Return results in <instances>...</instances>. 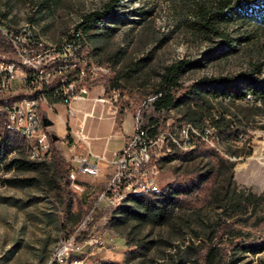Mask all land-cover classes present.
<instances>
[{"label":"rangeland","instance_id":"obj_1","mask_svg":"<svg viewBox=\"0 0 264 264\" xmlns=\"http://www.w3.org/2000/svg\"><path fill=\"white\" fill-rule=\"evenodd\" d=\"M111 1L0 0V18L28 24L45 45L56 46L85 14ZM201 3L119 0L114 15L85 37L81 54L92 76L89 89L99 87L125 112H138L143 124L154 118L167 134L189 132L154 173L160 189L181 192L169 219L157 225L118 218L113 211L120 205L98 203L78 238L84 245L62 264H264V89L255 94L248 88L251 75L264 81V0L243 3L233 24L222 19L220 30L230 43L199 27ZM178 61L191 62L180 76L179 93L204 78L232 82L231 90L156 112L154 92L165 68ZM67 142L55 141L51 151L71 156L72 140ZM8 175L0 173V181ZM37 175L41 181L32 187L0 182V264H58V246L85 217L82 205L97 202L106 186L96 177L83 183L81 193L70 189L75 202L64 213L57 174ZM94 236L97 242L90 241Z\"/></svg>","mask_w":264,"mask_h":264},{"label":"built area","instance_id":"obj_2","mask_svg":"<svg viewBox=\"0 0 264 264\" xmlns=\"http://www.w3.org/2000/svg\"><path fill=\"white\" fill-rule=\"evenodd\" d=\"M83 65L76 38H72V45L65 51H48L41 44L29 43L21 30L0 33V117L4 126L15 125L24 131L25 138L30 139L29 159L45 160L51 155L50 134L42 118L44 108L51 109L55 104L50 100L69 106L73 100L87 96V80L92 76ZM13 81L23 82V90L13 89ZM31 92H38V99H31ZM3 97H12V104H3ZM69 111L74 114L71 109ZM152 127H144L137 112L132 133L109 160L93 153L85 135L81 131L77 133L79 140L86 145V157H76L73 146H70L76 165L68 170L69 187H73L75 193L83 192L85 186L79 181V174L92 178L98 176L100 161L105 160L112 167V173L93 208L58 246V253L53 258L56 263L66 262L71 252L84 245L78 243V238L90 224L98 203L110 205L123 201L127 189H147L151 193V186H159L154 177L157 169L154 157L166 159L174 146H180L178 137L187 136L189 131L182 128L175 135L167 134L168 130L152 131ZM89 156H95L96 162H90ZM98 239L99 236H94L90 241L97 242Z\"/></svg>","mask_w":264,"mask_h":264},{"label":"trees","instance_id":"obj_3","mask_svg":"<svg viewBox=\"0 0 264 264\" xmlns=\"http://www.w3.org/2000/svg\"><path fill=\"white\" fill-rule=\"evenodd\" d=\"M118 1L119 0H112L101 10L91 11L85 14L80 22L76 24L75 29L71 33L72 35L70 34L67 38H76L78 41H82L81 43L84 48V41L88 32L100 29V27L114 15ZM246 1L247 0H202V3L196 10V16L200 23L199 27L203 31L223 38V42L230 43L231 40L229 38H224L225 35L220 30L222 19H230V24H233L237 16L241 17L239 9ZM238 22L240 25L244 23V21L241 20H238ZM190 65L191 62L178 61L165 68L160 86L154 92L156 97L151 101V106L156 112L168 111L181 106L190 107L192 103H197L199 100L207 97L213 90H217L218 94L224 93V90H231L232 82L226 83L222 80L204 78L190 85L182 93H179L180 76L186 69L190 68ZM261 71L262 67L258 65L256 67V72L261 73ZM248 88L249 91L257 94L260 89H264V81H259L251 75L249 76ZM225 94H228L229 97L233 95L242 97L239 93L233 94L231 92H225ZM50 102L59 103V101L52 100H50ZM114 105L117 107L116 123L120 124L125 115V108L117 104ZM156 121V119L151 118L149 123L143 124V126H153L152 131H155L157 130ZM224 129L228 130L229 126H224ZM49 134L51 144H53L55 141L52 140L51 136L55 133L49 131ZM68 138L70 137L68 136ZM28 154L27 144L22 133L7 130L4 126L3 118L0 117V173L2 175L11 173L1 179L0 182L2 185L15 188L32 187L39 184L41 181L39 178L40 176L37 175L39 171L52 170L57 174L60 181L59 187L62 192L61 210L67 213L75 202V196L71 194L70 189L72 190V188L69 187L68 170L70 165L66 158L57 150L51 151L50 157L45 160L29 159ZM180 193L181 192L177 189L175 190L172 187H167L147 194H131L129 198H126L119 204L120 206L113 211V215H117L116 217L118 218H136L140 221L161 225L173 214ZM94 203L95 201L92 200L82 205L83 215L89 213ZM97 213L99 216L103 215L100 211ZM71 231H73V229ZM244 248L248 247L245 246ZM131 253L135 254L136 251H132Z\"/></svg>","mask_w":264,"mask_h":264},{"label":"crops","instance_id":"obj_4","mask_svg":"<svg viewBox=\"0 0 264 264\" xmlns=\"http://www.w3.org/2000/svg\"><path fill=\"white\" fill-rule=\"evenodd\" d=\"M44 109L42 118L46 122V129L54 132L58 137L57 141L62 144L68 143L67 139L72 140L70 146H73V154L80 158L86 157V145L79 140L77 136L79 131L87 138L92 152L103 155L107 160L112 157L114 151L123 147L125 138L133 131V114L126 111L121 123L117 124V107L102 97L99 87L90 88L84 99L73 100L69 106L55 103L51 109L46 107ZM69 109L73 111V115ZM70 155L64 157L66 160L70 158V165L75 166L71 152ZM88 160L96 162L95 156H89ZM99 167L100 174L96 177L101 185H105L112 173V167L105 160L99 162ZM78 177L82 183H90L96 178L89 177L87 180L84 177L80 178V174Z\"/></svg>","mask_w":264,"mask_h":264},{"label":"bare ground","instance_id":"obj_5","mask_svg":"<svg viewBox=\"0 0 264 264\" xmlns=\"http://www.w3.org/2000/svg\"><path fill=\"white\" fill-rule=\"evenodd\" d=\"M10 30H21V31L25 32V34H26V36H27V38L29 40V43L41 44V46H44L45 49H47L48 51H65V49L68 46L72 45V38H70V39L67 38L59 45H56V46H51V45L49 46L48 45L47 46V45H45L43 43V40L36 34L35 31L32 30V28L28 24L11 25V24H8L4 19L0 18V33L10 32ZM77 42H78V47H79V53H81L82 48H83V46H82L83 44L81 43L82 41H78L77 40ZM13 89H15V90H23V82H21V81H13ZM31 99H38V92H31ZM3 104H12V97H3ZM6 129L9 130V131L21 132L23 137H24V139H25V141H26L27 150L29 152L30 139L29 138H25L24 131H22L21 129L16 128L15 125H7ZM32 160H35V159H32ZM161 160H163L162 157H154V165L158 166V164H159V162ZM71 188L74 191V188L73 187H71ZM159 189H160L159 186H151V192H156ZM147 193H150L147 189H127L126 192L123 193V201L131 194L139 195V194H147ZM123 201H115V203H110V205L111 206H116V205L121 204ZM57 253H58V251H57Z\"/></svg>","mask_w":264,"mask_h":264},{"label":"water","instance_id":"obj_6","mask_svg":"<svg viewBox=\"0 0 264 264\" xmlns=\"http://www.w3.org/2000/svg\"><path fill=\"white\" fill-rule=\"evenodd\" d=\"M44 125H46V122L44 121ZM52 140L53 141H57L58 140V137L55 135V134H52Z\"/></svg>","mask_w":264,"mask_h":264}]
</instances>
